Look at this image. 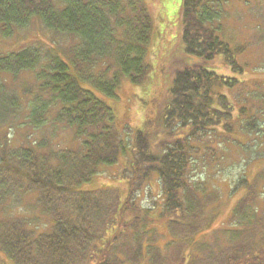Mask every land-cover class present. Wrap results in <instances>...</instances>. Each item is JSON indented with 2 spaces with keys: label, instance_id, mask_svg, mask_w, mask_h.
Returning a JSON list of instances; mask_svg holds the SVG:
<instances>
[{
  "label": "trees",
  "instance_id": "trees-1",
  "mask_svg": "<svg viewBox=\"0 0 264 264\" xmlns=\"http://www.w3.org/2000/svg\"><path fill=\"white\" fill-rule=\"evenodd\" d=\"M60 3L62 8L51 0H0V39L34 19L70 38L66 47L0 55V131L21 118L26 104L33 130H72L81 141L75 149L56 151L46 139L38 146L30 141L16 146L9 133L2 134L0 249L15 264H142L145 256V264H264V168L240 178L234 189L229 186L230 195L244 193L225 228H215L223 194L192 180L198 154L213 149L212 134L221 144L239 146L233 137L239 122L243 133L257 138L264 127L263 114L243 116L246 111L230 101L227 92L243 83L238 77L202 64L177 71L166 103L147 114L143 130L136 132L133 160L122 175L128 183L125 198L118 190L76 191L100 167L116 165L127 147L111 110L81 82L111 98L125 78L142 85L151 70L147 57L155 21L143 0ZM179 18L188 56L210 63L221 56L225 67L244 73L236 60L239 50L218 37L221 28L208 26L222 18L215 2L182 0ZM23 75L33 79L20 81ZM158 133L162 138L153 153ZM155 178L171 236L165 251L157 246V230L148 227L152 209L138 205ZM29 196L52 222L48 232L30 229L32 219L12 215Z\"/></svg>",
  "mask_w": 264,
  "mask_h": 264
},
{
  "label": "rangeland",
  "instance_id": "rangeland-1",
  "mask_svg": "<svg viewBox=\"0 0 264 264\" xmlns=\"http://www.w3.org/2000/svg\"><path fill=\"white\" fill-rule=\"evenodd\" d=\"M51 1L56 7L62 8L60 0ZM181 1L143 0L155 21V30L147 57L151 70L142 85H133L125 78L116 96L111 98L97 91L89 83L81 82L83 88L93 92L111 110L113 122L122 132L127 147L126 153L120 156L116 165L100 167L98 174L90 182L77 188V192L118 190L122 198H125L128 183L122 175L126 173L133 160L136 132L143 130L147 114L153 113V110L156 111L166 103L175 73L187 66L202 64L209 71L242 79L243 83L238 89L227 92L230 101L237 110L246 111L243 116L249 117L250 112L253 114L256 111L264 116V0H208L212 4L215 2L216 10L222 17L208 26L221 28L217 31L218 37L232 48L239 50L236 60L244 70L243 74L234 73L225 67L221 56L210 63L186 54L185 44L181 40L179 18ZM69 39L50 32L39 20L34 19L26 28L15 30L8 38L0 39V55L18 53L28 48L46 49V46L50 45L66 47L70 44ZM74 40L78 43L77 38ZM25 79L32 80L33 76L20 77V81ZM28 114L29 109L25 104L21 118L11 128L4 127L0 131V137L4 132L9 133L12 143L16 146L28 141L38 146L46 139L51 141L50 146L56 151L75 149L80 145L81 141L74 138L72 130L51 127L33 130L26 122ZM241 126L239 122L233 133L234 139L240 141L241 145L236 146L232 142L221 144L222 140L214 133L210 136L211 139L214 138L213 149L202 150L193 164L192 180L201 188H208L209 192L217 190L223 194L220 216L215 228L227 226V218L232 212L237 197H241L244 193V190H241L230 195L229 186L234 189L240 178L243 176L250 178L264 168V127L258 139L253 134L249 136L243 133ZM161 138L160 133L153 137L151 141L153 153L156 152L155 144ZM255 139L258 143H253ZM38 150L43 151L41 147ZM138 205L144 209H152L148 216L151 220L148 227L157 230L160 235L157 246L165 251L171 236L168 219L166 216H161L163 197L156 178L153 179L146 193L141 195ZM12 215L32 219L29 228L40 232H48L49 226L52 225V222L49 223L47 218L42 216L40 209L35 206L32 196L25 197L20 207L12 211ZM106 238L107 236L98 244L103 243ZM147 262L148 256H145L142 264ZM0 264L15 263L0 249ZM89 264H96V260H92Z\"/></svg>",
  "mask_w": 264,
  "mask_h": 264
}]
</instances>
